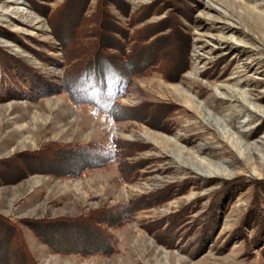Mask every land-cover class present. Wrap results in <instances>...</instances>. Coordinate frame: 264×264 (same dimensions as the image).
Returning <instances> with one entry per match:
<instances>
[{
	"label": "rangeland",
	"instance_id": "374dc122",
	"mask_svg": "<svg viewBox=\"0 0 264 264\" xmlns=\"http://www.w3.org/2000/svg\"><path fill=\"white\" fill-rule=\"evenodd\" d=\"M174 1L108 5L120 21L124 6L135 13L153 5L136 27L170 17L188 41L186 70L177 78L149 71L132 78L118 101L122 107L166 103L173 110L157 120H114L54 92L50 84L64 66L51 26L31 0H0V28L8 33L0 35L1 60L9 66L20 61L23 78L32 81L24 85L0 68V159L40 150L48 142L146 145L128 157L145 161L124 179L113 162L74 176L33 173L1 184L0 214L14 220L76 216L164 193L111 230L117 244L109 255L54 253L23 228L39 264H264V242H253L264 228V0ZM97 2L89 0L87 11ZM8 163V173L23 169L21 162ZM183 207L189 213L171 248L141 227ZM255 207L259 221L247 225ZM196 239H205L202 246L194 247Z\"/></svg>",
	"mask_w": 264,
	"mask_h": 264
},
{
	"label": "trees",
	"instance_id": "16d2710c",
	"mask_svg": "<svg viewBox=\"0 0 264 264\" xmlns=\"http://www.w3.org/2000/svg\"><path fill=\"white\" fill-rule=\"evenodd\" d=\"M31 2L34 10L46 19L60 42L64 68L57 82L50 84L54 92H64L74 102L89 104L96 112L104 113L114 120H139L144 117L157 120L158 115L165 116L173 110L172 104L166 103L142 102L132 107H122L118 102L134 77L156 71L163 78L171 79L186 70L188 41L178 31L175 22L169 20L170 17L159 24L136 27L151 14L149 12L153 5L135 13H129L124 6L121 10L125 19L120 21L107 9L108 5L122 6L119 0H98L89 12V0H61L53 6H50L53 0ZM165 29L170 32L158 34ZM4 34L8 35L0 28V35ZM169 35H174L173 39ZM2 53L0 50V68L5 67L6 71L13 72L12 78L24 85L31 81L30 77L23 78L25 73L16 64L20 61L9 66L6 60H1ZM144 148L146 145L119 140H115L112 147L101 142H48L40 150L0 159V185L33 173L74 176L84 170L113 162H117L119 178L124 179L129 174L134 175V170L141 168L139 164L145 161L131 162L128 157ZM58 159H64V162ZM8 160L21 162L23 169L19 167L15 172L14 168L13 173H8V168H11ZM163 194L140 195L76 216L23 217L14 220L0 214V264H39L28 247L23 228L28 229L54 253L109 255L114 252L117 244L111 230L129 222L142 205L157 201ZM186 210L187 207H183L164 217L141 223V227L159 244L171 248L177 240L183 217L189 213ZM254 210L247 225L259 221L260 208ZM262 232V235L254 236V243H258V240L264 242V228ZM204 240L196 239L192 244L197 248L202 246Z\"/></svg>",
	"mask_w": 264,
	"mask_h": 264
},
{
	"label": "bare ground",
	"instance_id": "6f19581e",
	"mask_svg": "<svg viewBox=\"0 0 264 264\" xmlns=\"http://www.w3.org/2000/svg\"><path fill=\"white\" fill-rule=\"evenodd\" d=\"M214 125V124H213Z\"/></svg>",
	"mask_w": 264,
	"mask_h": 264
}]
</instances>
